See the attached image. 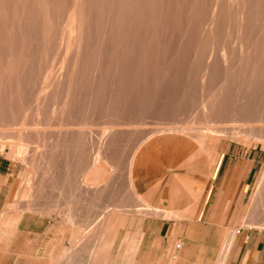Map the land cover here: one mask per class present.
Here are the masks:
<instances>
[{
    "label": "rangeland",
    "instance_id": "rangeland-1",
    "mask_svg": "<svg viewBox=\"0 0 264 264\" xmlns=\"http://www.w3.org/2000/svg\"><path fill=\"white\" fill-rule=\"evenodd\" d=\"M205 147L261 162L264 225V0H0V264H173L132 161Z\"/></svg>",
    "mask_w": 264,
    "mask_h": 264
},
{
    "label": "crops",
    "instance_id": "crops-1",
    "mask_svg": "<svg viewBox=\"0 0 264 264\" xmlns=\"http://www.w3.org/2000/svg\"><path fill=\"white\" fill-rule=\"evenodd\" d=\"M226 151L217 148L209 158L205 147L178 157L160 154L148 162L132 161L134 191L158 209L143 221L147 238L141 240L139 257L157 247L156 254H165L176 239L181 246H176L173 264H215L228 238L227 245L233 243L224 264H264V225L255 217L254 194L261 162L249 157L239 162ZM15 183L12 161L0 155L1 199L8 198ZM246 213L247 225L234 235L231 228Z\"/></svg>",
    "mask_w": 264,
    "mask_h": 264
},
{
    "label": "bare ground",
    "instance_id": "bare-ground-1",
    "mask_svg": "<svg viewBox=\"0 0 264 264\" xmlns=\"http://www.w3.org/2000/svg\"><path fill=\"white\" fill-rule=\"evenodd\" d=\"M207 128H208L209 130H212V128H211V129H210L209 127H207ZM208 129H207V130H208ZM212 131H213V130H212ZM212 131H211V132H212ZM214 131H215V130H214ZM207 133H208V132H207ZM209 133H210V132H209ZM209 133H208V134H209ZM208 134H206V135H208ZM210 134H211V133H210ZM167 137H168V136H167ZM202 138H203V137H201V139H202ZM205 138H206V137H205ZM199 141H200V140H199ZM20 148H21V147H20ZM22 148H23V147H22ZM22 150H23V149H22ZM16 151H17V150H16ZM19 152H20V151H19ZM15 153H16V152H15ZM17 154H18V153H17ZM21 154H22V153H21ZM19 155H20V154H19ZM34 204H35V203H34ZM33 206H34V205H33ZM138 206H139V205H138ZM147 208H148V207H147ZM154 210H156V209H154ZM25 211H26V209H25ZM27 211H28V210H27ZM29 211H30V209H29ZM152 212H153V211H152ZM156 212H157V211H156ZM21 213H22V211H21ZM163 214H164V213H163ZM166 214H167V213H166ZM168 214H169V213H168ZM19 215H20V214H19ZM19 215H18V216H19ZM164 216H165V215H164ZM168 216H169V215H168ZM65 219H66V217H65ZM9 227H10V226H9ZM11 228H12V227H11ZM14 229H15V228H14ZM9 230H10V228H9ZM85 232H86V231H85ZM85 232H84V233H85ZM84 233H83V234H84ZM1 236H2V235H1ZM111 239H112V238H111ZM107 241H108V240H107ZM107 241H106V242H107ZM109 241H110V239H109ZM112 242H113V241H112ZM108 243H109V242H108ZM112 244H113V243H112ZM106 245H107V244H106ZM111 246H112V245H111ZM111 246H110V247H111ZM132 246H133V245H132ZM105 248H106V247H105ZM105 248H104V249H105ZM134 248H135V247H134ZM109 250H110V248H109ZM102 251H103V250H102ZM104 251H106V253L109 252V251H108V248H107V250H104ZM134 251H137V250H134ZM226 251H227V250H226ZM132 252H133V251H132ZM106 253H103V254H106ZM130 253H131V251H130ZM103 254H102V255H103ZM133 254H134V253H133ZM128 256H129V254H128ZM132 257H133V256H132ZM35 258H36V257H35ZM125 258H126V257H125ZM128 258H129V257H128ZM127 260H128V259H127ZM178 261H179V260H178ZM178 261H177V263H178ZM136 262H137V261H136ZM38 263H39V261L35 262L34 264H38ZM129 263H130V261H129ZM137 264H138V263H137ZM140 264H141V263H140Z\"/></svg>",
    "mask_w": 264,
    "mask_h": 264
},
{
    "label": "built area",
    "instance_id": "built-area-1",
    "mask_svg": "<svg viewBox=\"0 0 264 264\" xmlns=\"http://www.w3.org/2000/svg\"><path fill=\"white\" fill-rule=\"evenodd\" d=\"M241 230H242V228H238V229L236 230V233H239ZM176 246L179 247V244L177 243Z\"/></svg>",
    "mask_w": 264,
    "mask_h": 264
}]
</instances>
